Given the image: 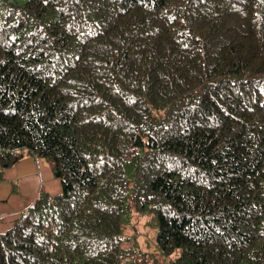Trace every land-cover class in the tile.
I'll use <instances>...</instances> for the list:
<instances>
[{"label":"trees","instance_id":"16d2710c","mask_svg":"<svg viewBox=\"0 0 264 264\" xmlns=\"http://www.w3.org/2000/svg\"><path fill=\"white\" fill-rule=\"evenodd\" d=\"M0 179L61 192L0 264H264V0H0ZM155 212L160 255L121 214Z\"/></svg>","mask_w":264,"mask_h":264},{"label":"crops","instance_id":"0c3cea01","mask_svg":"<svg viewBox=\"0 0 264 264\" xmlns=\"http://www.w3.org/2000/svg\"><path fill=\"white\" fill-rule=\"evenodd\" d=\"M61 189L60 180L54 177L45 158L26 156L4 169L0 179V231L8 229L41 190L54 195Z\"/></svg>","mask_w":264,"mask_h":264},{"label":"rangeland","instance_id":"374dc122","mask_svg":"<svg viewBox=\"0 0 264 264\" xmlns=\"http://www.w3.org/2000/svg\"><path fill=\"white\" fill-rule=\"evenodd\" d=\"M18 1L22 2L24 0ZM0 13L2 14V6H0ZM42 193L45 192L41 190L40 194L42 195ZM121 225L122 234L126 238V243L130 244L136 251L155 258L160 255L159 248L154 240L156 231V218L154 211L145 209L143 211L130 210L123 212L121 214Z\"/></svg>","mask_w":264,"mask_h":264},{"label":"water","instance_id":"95a60500","mask_svg":"<svg viewBox=\"0 0 264 264\" xmlns=\"http://www.w3.org/2000/svg\"><path fill=\"white\" fill-rule=\"evenodd\" d=\"M42 196H45V193H42Z\"/></svg>","mask_w":264,"mask_h":264}]
</instances>
